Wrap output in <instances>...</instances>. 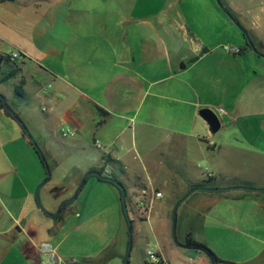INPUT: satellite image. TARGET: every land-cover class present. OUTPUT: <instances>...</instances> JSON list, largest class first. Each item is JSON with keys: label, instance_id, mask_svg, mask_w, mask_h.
Instances as JSON below:
<instances>
[{"label": "crops", "instance_id": "crops-1", "mask_svg": "<svg viewBox=\"0 0 264 264\" xmlns=\"http://www.w3.org/2000/svg\"><path fill=\"white\" fill-rule=\"evenodd\" d=\"M222 1L259 54L217 0H0V95L13 112L0 110V264H39L43 243L77 264L50 215L90 185L125 216L106 179L124 185L134 217L105 248L114 260L135 248L137 263L153 264L150 252L155 264H212L191 237L224 262L264 264V0ZM39 149L57 164L45 210Z\"/></svg>", "mask_w": 264, "mask_h": 264}, {"label": "rangeland", "instance_id": "rangeland-1", "mask_svg": "<svg viewBox=\"0 0 264 264\" xmlns=\"http://www.w3.org/2000/svg\"><path fill=\"white\" fill-rule=\"evenodd\" d=\"M54 153L55 150H53L52 154ZM47 154L48 153H45L49 162L50 175L52 176V170L56 168L57 164L51 161L50 154ZM38 158L39 162H41V160L43 161L40 154H38ZM42 167L44 166L42 165ZM48 177L49 174L42 183L38 185L36 189V199L38 189L45 184ZM49 186L50 183L45 185V188L42 187L40 191L41 207H39L42 210H45L43 196H45ZM82 204L85 206L84 209L80 211L79 207ZM112 204L113 200L109 193L92 188V186L88 185L74 203L62 213V216L53 220L59 225V237L57 240L65 236L68 237L67 242L64 244V249L66 250L65 252L71 254L70 256L72 258L69 262L76 260L78 262L77 264H102V262L105 261L107 264H110L114 260V258L109 259V255L113 252L105 248L115 240L118 227L121 222H127V216H124V211H122L120 206L118 210V206L115 208ZM78 214L82 216V219L78 218ZM129 218H134L131 213H129ZM80 220L83 221V225H81L79 229H75V226ZM136 253V249L133 248L129 264H142L141 262L137 263ZM126 261L127 258L124 257L123 260H114L112 264H127Z\"/></svg>", "mask_w": 264, "mask_h": 264}, {"label": "water", "instance_id": "water-1", "mask_svg": "<svg viewBox=\"0 0 264 264\" xmlns=\"http://www.w3.org/2000/svg\"><path fill=\"white\" fill-rule=\"evenodd\" d=\"M219 2V4L221 5V2L219 0H217ZM222 6V5H221ZM226 11V10H225ZM226 13L229 15V17L232 19V21L235 23V25L240 29L241 32H243V34L246 36L247 40H248V43L252 46L253 50L259 54V51L256 49L255 45H254V42L252 41V39L250 38V35L249 33L247 32V30L229 13L226 11ZM2 97V100L6 106V108L12 112L11 108L9 107L8 103H7V100L3 97ZM13 113V112H12ZM200 115L201 117L207 121V123L209 124L210 128H211V131L213 133H217L220 129H221V121L219 119V117L217 116V114L212 111L211 109H203L201 112H200ZM18 118V117H17ZM19 119V118H18ZM26 131L28 132L27 128L25 127ZM29 133V132H28ZM30 135V133H29ZM30 138L33 140V137L30 135ZM36 145V144H35ZM51 179V176H50V173H49V177L46 181L49 182ZM86 180V179H85ZM84 180V182H85ZM84 182L82 183V185L84 184ZM43 187V185L38 189L37 191V203L38 205L41 207V201H40V191H41V188ZM80 190V188H79ZM79 190L77 191L76 195L68 200L66 202V205H69L74 199L75 197L79 194ZM125 198H126V191L125 189H122V201H123V205H124V210H125V214L127 216V219H128V223H129V232L130 234H132V231H133V225L128 217V213H127V208H126V201H125ZM62 210H59L56 214H53V215H50L53 219H56L59 217L60 213H61ZM176 213H177V208L175 209V213H174V218H176ZM131 248H132V240L130 241V250H129V254H130V251H131ZM188 248V247H187ZM126 263L128 264L129 263V255L127 257V261Z\"/></svg>", "mask_w": 264, "mask_h": 264}, {"label": "trees", "instance_id": "trees-1", "mask_svg": "<svg viewBox=\"0 0 264 264\" xmlns=\"http://www.w3.org/2000/svg\"><path fill=\"white\" fill-rule=\"evenodd\" d=\"M220 2H221V5L224 7V9L227 11V12H229L232 16H234V14H233V12L224 4V2L222 1V0H219ZM246 49H253L252 48V46L250 45V44H248L247 45V47H246ZM8 61V60H7ZM1 62H2V59L0 58V64H1ZM16 90H17V92L19 93V94H21L22 95V91H21V89L20 88H16ZM1 109H6V106H5V104H4V102H3V100H2V97H1V95H0V110ZM100 112L102 113V112H104L103 110H101L100 109ZM39 153H40V155H41V157H42V159H43V163L45 164V166H47V172H48V174L50 173V168H49V166H48V164H47V161H46V159H44V157H43V155H42V153H41V151H40V149H39ZM93 173H95L96 175H98L99 177H101L102 178V173H101V171H96V172H91L90 174H93ZM108 182H110L112 185H114L115 187H117L118 188V190L121 192V194H122V189H125L124 188V185L122 184V183H120V182H118L117 180H115V179H106ZM85 184H86V180H85V182H84V184L83 185H81V187H80V190H79V193L82 191V189L84 188V186H85ZM208 187L206 186V185H203V184H201V185H195V186H193L192 187V189H191V191L190 192H193V191H197V190H209V189H207ZM243 188H245V189H247V190H253V189H251V188H249L248 186H246V187H243ZM186 246L188 247V248H190V249H196V250H201V251H203L204 253H206L208 256H209V258L211 259V261H212V264H218V263H222V262H224V261H222V260H220L207 246H205V245H203V244H201V243H198V242H196V241H194L191 237H189L188 239H187V243H186ZM129 248H130V246H129ZM115 257V255L114 254H110L109 255V259H111V258H114ZM102 263H105V261H103ZM224 263H227V264H232V263H228V262H224ZM72 264H74V263H72ZM85 264H87V263H85Z\"/></svg>", "mask_w": 264, "mask_h": 264}, {"label": "built area", "instance_id": "built-area-1", "mask_svg": "<svg viewBox=\"0 0 264 264\" xmlns=\"http://www.w3.org/2000/svg\"><path fill=\"white\" fill-rule=\"evenodd\" d=\"M224 50L230 54H238L240 52L239 49L236 48H231V47H224ZM20 54L18 52L13 53L10 56V60L11 61H16L18 59H20ZM220 113H224L225 110L224 109H219ZM97 146L99 148H101L100 144H97ZM144 194L146 195L147 193L144 192ZM162 193L160 192H154L153 196L149 199V200H141V205L143 207L146 208L147 212L151 209L152 205H153V201L155 198H162ZM40 250L43 254L46 255V260L45 261H40L39 264H62L61 261H59L57 254L54 250V248L52 247L51 244L48 243H43L42 245H40ZM148 256L150 258L151 263L155 264L158 263L159 261L157 260V258L155 257L154 253H148Z\"/></svg>", "mask_w": 264, "mask_h": 264}]
</instances>
